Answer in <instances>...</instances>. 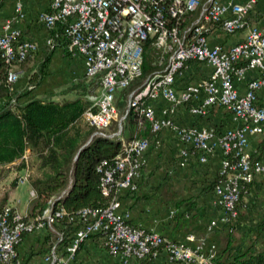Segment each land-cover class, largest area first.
<instances>
[{"label": "built area", "instance_id": "built-area-1", "mask_svg": "<svg viewBox=\"0 0 264 264\" xmlns=\"http://www.w3.org/2000/svg\"><path fill=\"white\" fill-rule=\"evenodd\" d=\"M256 2L50 0L49 8L38 15L47 29L61 28L67 49L82 57L85 76L99 81V91L83 113L98 134L120 135L124 115L116 131H107L117 111L115 94L143 73L145 61L153 66L143 88L129 94L126 111L132 109L138 114L137 128L147 120L153 131L163 126L174 129L186 143L180 150V163L190 154L205 161L216 148L220 149L222 159L213 191L222 210V220L228 223L238 217L236 205L241 190L256 173H264V149L259 152L250 148L251 136L264 137V106L257 103V92L264 88V25L248 26L244 37L230 46L210 44L208 36L214 28L228 34L244 28ZM22 7V0H15V16L3 23L0 32V50L10 65L38 48L33 40H16L19 32L11 27V21L22 13ZM47 43L52 45L51 36ZM191 60L204 61L212 70L208 76L178 90L175 77ZM254 69L258 73L247 79L241 91L236 81L247 70ZM18 77L16 71L9 70L8 81L14 82ZM158 96L168 102L161 117L156 116L148 100ZM185 103H190L188 108L196 115H206L213 105L223 106L240 123L221 131L206 125L178 126L173 113L177 105ZM149 144L147 137L134 134L122 139L121 150L113 161L103 159L97 164L102 193L110 195L108 204L79 208L76 211L79 227L65 245L61 242L64 232L57 230V239L43 255L46 264H66L75 256L81 242L95 233H100L108 252L123 261L154 257L163 251L170 262L214 264L213 247L204 254L201 243L192 245L154 229L133 225L127 214L118 209L120 190L137 188L143 154ZM27 175L25 171L18 181H26ZM30 193L35 194L33 189ZM52 202L50 198L45 208L31 217L16 205L0 206V264H23L17 250L23 235L53 225L64 212L62 208L53 209ZM215 223V219L210 220L209 227Z\"/></svg>", "mask_w": 264, "mask_h": 264}, {"label": "crops", "instance_id": "crops-1", "mask_svg": "<svg viewBox=\"0 0 264 264\" xmlns=\"http://www.w3.org/2000/svg\"><path fill=\"white\" fill-rule=\"evenodd\" d=\"M22 4V13L11 21V27L18 30L21 40H33L38 48L25 62L12 65L11 68L19 74L13 87L17 93L23 91L30 76L36 78L37 84L31 91L20 95L18 100L37 97L61 101L78 96L92 100L97 89L99 91V81L85 76L83 59L67 49V40L61 28L47 29L38 20L39 13L49 8L50 0H22ZM14 16L15 0H0V32L3 23ZM252 24L264 25V0H257L244 28L232 34L214 28L209 33L208 42L230 46L242 39ZM50 36L52 45L47 43ZM39 69L43 70L42 75L35 74ZM211 70V66L204 61H188L181 74L176 75L174 85L179 90L208 76ZM257 73L255 69L247 70L245 76L236 81L238 88L243 91L247 79ZM95 84L96 88L93 87ZM148 100L156 116H163L168 102L161 96ZM257 103L264 106V88L257 92ZM189 104L175 107L173 118L178 126L206 125L221 131L240 123L223 106L213 105L206 115H196L190 112ZM132 129L133 125L125 121L120 137L125 139L137 134L147 137L150 144L143 154L137 188H122L118 193V209L127 214L130 223L192 245L199 242L204 254L213 247L220 264L233 262L239 254L264 255V173H256L244 190L238 217L233 222H224L213 191V182L221 165L220 149L216 148L205 161L198 160L196 154H190L184 163H180V150L186 143L174 129L163 126L153 131L147 120L137 131L131 132ZM262 138L260 134L251 136L250 148L258 149ZM30 196L25 207L29 204L31 209L35 195L30 193ZM213 219L216 223L210 228L209 222ZM189 234H193L194 238H189ZM54 240L47 227L25 233L17 244L23 264H46L43 255ZM66 264L183 263L168 261L163 251L154 257L123 261L108 252L100 234H92L81 242L75 256Z\"/></svg>", "mask_w": 264, "mask_h": 264}, {"label": "trees", "instance_id": "trees-1", "mask_svg": "<svg viewBox=\"0 0 264 264\" xmlns=\"http://www.w3.org/2000/svg\"><path fill=\"white\" fill-rule=\"evenodd\" d=\"M16 40L21 41L19 34ZM29 56L19 63L25 62ZM11 67L0 50V164H12L17 170L28 171L27 183L34 189L35 196L26 216L40 213L50 198L53 200V209L64 210L56 224L64 232L61 242L65 245L81 223L76 214L79 208L103 207L108 204L110 195L102 193L100 174L96 167L103 159L110 162L114 160L121 150L122 138L121 135L98 134L95 127L84 119L83 113L92 103L89 98L78 96L59 101L30 97L18 100L20 95L35 87L37 80L30 76L23 91L17 93L13 82L7 80ZM152 67L145 61L143 73L115 94L117 112L123 111L120 116L124 115L120 134L125 128V121L133 125L131 132L138 129V114L132 109L126 111L128 96L133 90L143 88ZM35 74L42 75L43 70L39 69ZM113 123L115 127L112 131H116L118 120H112ZM263 149L264 137L257 150L262 152ZM217 180L218 177L213 186ZM248 184L240 192L236 205L238 209ZM213 262L220 264L216 257ZM234 262L262 264L264 255L239 254L233 262L227 264ZM189 264L198 263L191 261Z\"/></svg>", "mask_w": 264, "mask_h": 264}, {"label": "rangeland", "instance_id": "rangeland-1", "mask_svg": "<svg viewBox=\"0 0 264 264\" xmlns=\"http://www.w3.org/2000/svg\"><path fill=\"white\" fill-rule=\"evenodd\" d=\"M93 87L96 88L97 85L95 84ZM96 92L98 93V89ZM97 93H95V96L97 95ZM116 101H117V99H116ZM122 113H123V111H119V112L116 111V114L114 116V119L118 120V126H119V117H120V114H122ZM114 127H115V123L111 124L107 131L112 132ZM132 136L133 135L131 134L130 136L125 138V140L131 138ZM25 171H27V170L24 169V170L20 171V170L15 169L14 165H12V164H0V206L5 204V203L16 205L22 213L27 215V211H29L30 207H29V204L26 207H25V205L29 201V199L31 198L30 186L27 183V179L24 182L18 181V176L24 174ZM15 180H17V183ZM31 189H33V188H31ZM47 228H48L50 234L53 235L55 240H56L57 239V230H59L57 224L54 223L51 226H47Z\"/></svg>", "mask_w": 264, "mask_h": 264}, {"label": "water", "instance_id": "water-1", "mask_svg": "<svg viewBox=\"0 0 264 264\" xmlns=\"http://www.w3.org/2000/svg\"><path fill=\"white\" fill-rule=\"evenodd\" d=\"M76 157H77V154H76V156H75V159H76Z\"/></svg>", "mask_w": 264, "mask_h": 264}]
</instances>
